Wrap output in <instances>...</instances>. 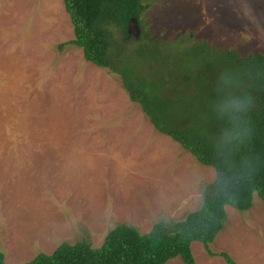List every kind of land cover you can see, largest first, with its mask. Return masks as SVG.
<instances>
[{"label":"rangeland","instance_id":"rangeland-1","mask_svg":"<svg viewBox=\"0 0 264 264\" xmlns=\"http://www.w3.org/2000/svg\"><path fill=\"white\" fill-rule=\"evenodd\" d=\"M141 4L140 42L156 40L160 53L134 71L164 74L178 65L185 56L164 45L175 39L185 48L205 42L214 57L229 51L242 60L264 57V0ZM111 32L114 53L120 48L128 57L138 48L121 42L118 28ZM73 39L62 0H0V254L6 264L50 255L62 244L100 247L119 225L145 234L159 222L182 221L201 207L215 180L213 169L154 130L120 75L85 62L69 44ZM226 214L210 251L236 264H264V201L254 195L249 211L227 207ZM191 249L195 264H225L199 243Z\"/></svg>","mask_w":264,"mask_h":264},{"label":"trees","instance_id":"trees-1","mask_svg":"<svg viewBox=\"0 0 264 264\" xmlns=\"http://www.w3.org/2000/svg\"><path fill=\"white\" fill-rule=\"evenodd\" d=\"M62 2L73 29L69 44L82 51L85 62L120 75L129 99L154 130L213 169L215 180L204 190L201 207L182 221L159 222L145 234L119 225L100 247L62 244L22 264H167L174 259L195 264L193 243L201 244L209 257L236 264L226 253H212L209 245L224 228L227 207L246 212L254 195L264 201V57L242 60L235 51L214 57L205 42L185 48L175 39L164 45L185 56L178 65L164 74L134 71L139 62L155 61L160 53L156 40L145 45L143 33L138 39L127 35L128 21L143 10L142 0ZM111 27L120 30L124 44H139L131 56L120 48L113 52ZM203 65L205 72L196 71ZM0 264H6L1 254Z\"/></svg>","mask_w":264,"mask_h":264},{"label":"water","instance_id":"water-1","mask_svg":"<svg viewBox=\"0 0 264 264\" xmlns=\"http://www.w3.org/2000/svg\"><path fill=\"white\" fill-rule=\"evenodd\" d=\"M127 35L135 39H138V37L140 36L139 24H138L137 19L134 17L130 18V20L128 21Z\"/></svg>","mask_w":264,"mask_h":264}]
</instances>
